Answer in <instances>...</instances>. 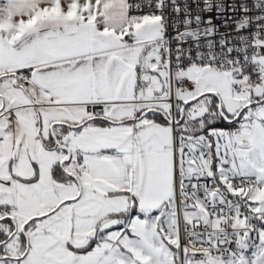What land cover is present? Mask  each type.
<instances>
[{
	"label": "snow or ice",
	"instance_id": "6c2138e0",
	"mask_svg": "<svg viewBox=\"0 0 264 264\" xmlns=\"http://www.w3.org/2000/svg\"><path fill=\"white\" fill-rule=\"evenodd\" d=\"M0 264H264V0H0Z\"/></svg>",
	"mask_w": 264,
	"mask_h": 264
}]
</instances>
